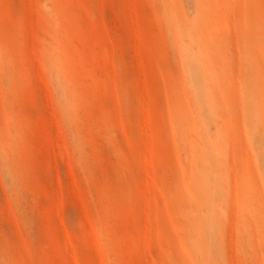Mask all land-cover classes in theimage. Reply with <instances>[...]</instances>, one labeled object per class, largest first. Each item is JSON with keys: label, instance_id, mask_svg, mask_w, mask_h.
<instances>
[{"label": "rangeland", "instance_id": "374dc122", "mask_svg": "<svg viewBox=\"0 0 264 264\" xmlns=\"http://www.w3.org/2000/svg\"><path fill=\"white\" fill-rule=\"evenodd\" d=\"M0 264H264V0H0Z\"/></svg>", "mask_w": 264, "mask_h": 264}, {"label": "bare ground", "instance_id": "6f19581e", "mask_svg": "<svg viewBox=\"0 0 264 264\" xmlns=\"http://www.w3.org/2000/svg\"><path fill=\"white\" fill-rule=\"evenodd\" d=\"M194 70V69H193ZM194 74H195V71L193 72ZM195 80V79H194ZM200 81H202V80H200ZM197 82V81H196Z\"/></svg>", "mask_w": 264, "mask_h": 264}]
</instances>
